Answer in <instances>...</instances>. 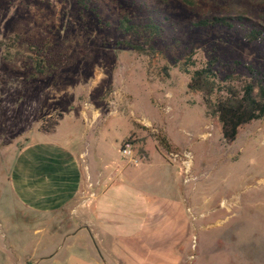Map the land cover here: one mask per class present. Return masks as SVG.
<instances>
[{
	"label": "rangeland",
	"instance_id": "1",
	"mask_svg": "<svg viewBox=\"0 0 264 264\" xmlns=\"http://www.w3.org/2000/svg\"><path fill=\"white\" fill-rule=\"evenodd\" d=\"M237 4L264 24V0H199L196 6L180 0H0V40H18L8 55L0 47V264H59L58 256L85 253V244L64 242L76 228L69 225L70 212L32 210L19 198L20 177L12 174L35 167L29 148L36 157L43 146L54 151L70 140L75 150H85L81 138L90 125H101L98 152L111 169L128 162L120 149L133 133L140 160L133 164L146 168L133 185L173 205L176 222L166 218L160 236L150 228L137 237L150 264H264V118L227 143L221 123L206 113L201 95L188 90L189 75L181 70L190 58L191 69L212 65L220 82L229 75L253 79L248 65L264 77V42H246L239 27L193 25ZM124 16L155 18L164 31L123 33ZM46 46L62 63L31 78V56ZM59 113L57 135H44V120L56 121ZM171 153L191 154L189 172ZM79 161L83 172L85 160ZM174 234L178 242L170 241Z\"/></svg>",
	"mask_w": 264,
	"mask_h": 264
},
{
	"label": "crops",
	"instance_id": "2",
	"mask_svg": "<svg viewBox=\"0 0 264 264\" xmlns=\"http://www.w3.org/2000/svg\"><path fill=\"white\" fill-rule=\"evenodd\" d=\"M58 127L53 132L42 133L57 135ZM90 127L83 131L81 138L86 142L85 150H75V144L70 140L56 146L54 151L43 146L44 152L40 148L38 154L41 156L36 157L29 148L26 155L36 159L35 167L21 166L12 174L15 178L20 177L19 198L38 213L70 212L69 225L76 228L64 242L72 239L74 243L85 244L86 249L82 257L58 256L59 264H150L151 257L145 249L140 251L137 237L144 230L149 232L150 228H156L159 235L158 227L166 218L176 222L173 205L169 199L155 200L144 187L133 185L146 168L136 167L129 161L114 169L108 167V162L98 152L101 125ZM81 157L85 160L83 172L80 169L82 162L78 163ZM145 162L149 165L151 159ZM174 235L175 240L170 241L178 242V235ZM119 242L122 247L117 244Z\"/></svg>",
	"mask_w": 264,
	"mask_h": 264
},
{
	"label": "trees",
	"instance_id": "3",
	"mask_svg": "<svg viewBox=\"0 0 264 264\" xmlns=\"http://www.w3.org/2000/svg\"><path fill=\"white\" fill-rule=\"evenodd\" d=\"M168 1V0H161ZM190 6L198 5L199 0H180ZM196 27H207L222 25L228 28L239 27L242 29L243 38L248 43L264 42V24L252 21V17L245 6L240 4L232 6V10L223 15H211L200 18L193 22ZM119 28L123 33L137 34L146 32L151 36H158L164 31L163 26L155 18H148L145 22H136L128 16H124L119 22ZM18 40L10 37L7 40H0V47L5 48L6 55L15 47ZM126 46L133 48L140 53H147V49L129 40L122 42ZM48 46L32 49L34 71L31 78L44 75L50 68H59L62 60H58L53 53L48 51ZM194 65L190 58L186 61V66L182 65L181 70L189 75L188 90L199 93L206 107V113L215 116L221 123L223 139L227 143H232L238 136L239 130L246 124L264 118V77L260 78L254 67L248 65L253 79L241 78L239 75H229L223 82H220L217 73L212 65L191 69L187 65ZM63 114L59 113L56 121L53 116L44 120L42 128L46 132L55 131L59 120ZM54 122V124H53ZM133 133L123 140L135 143ZM159 138V136H158ZM164 147H170L165 136L159 138ZM122 143V145H123Z\"/></svg>",
	"mask_w": 264,
	"mask_h": 264
},
{
	"label": "built area",
	"instance_id": "4",
	"mask_svg": "<svg viewBox=\"0 0 264 264\" xmlns=\"http://www.w3.org/2000/svg\"><path fill=\"white\" fill-rule=\"evenodd\" d=\"M121 153L124 158H126L129 162L137 164L139 163V158L137 157L135 150H134V145L131 142H125L123 145H121ZM172 159L177 161V158H179L182 161L183 166L185 167L186 173L189 172V168L191 167L190 162L192 161L191 159V154L189 153H184L182 156L178 153H171Z\"/></svg>",
	"mask_w": 264,
	"mask_h": 264
}]
</instances>
